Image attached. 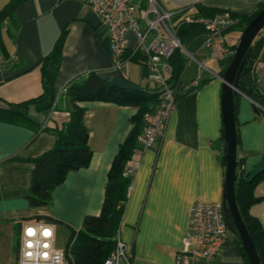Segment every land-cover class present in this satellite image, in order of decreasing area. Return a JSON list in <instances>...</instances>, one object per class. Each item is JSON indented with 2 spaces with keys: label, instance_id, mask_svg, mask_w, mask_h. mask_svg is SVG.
Returning a JSON list of instances; mask_svg holds the SVG:
<instances>
[{
  "label": "crops",
  "instance_id": "crops-1",
  "mask_svg": "<svg viewBox=\"0 0 264 264\" xmlns=\"http://www.w3.org/2000/svg\"><path fill=\"white\" fill-rule=\"evenodd\" d=\"M8 1L0 0V9ZM158 1L169 12L189 10L202 3L243 14L254 13L264 3V0ZM142 5L146 7V0ZM194 10L191 8L190 12ZM242 32V26H238L226 33L231 46L238 44ZM63 34V55L55 82L56 107L45 114L38 112L34 104L29 106V117L39 130L0 120V264H17L24 221L35 220L36 215L51 216L80 229L87 216L101 213L109 170L133 128L131 118L137 112L136 107L104 101L83 103L93 152L89 166L68 173L65 182L54 190L50 207L30 206L27 193L35 167L31 159L56 145L57 136L51 128L70 119L67 83L78 74L95 69L103 79L117 86L155 87L145 62L128 61L121 69L115 67L107 30L86 2L24 0L15 9V20L5 23L3 38L9 58L3 60L0 55V106L41 94L42 75L36 65ZM261 35L264 36V29ZM129 37L133 45L135 35L130 33ZM207 39L206 30L194 29L184 35L182 43L187 53L183 54L187 63L180 80L182 87L195 79L207 82L175 103L158 143L142 152L136 150L132 164L136 174L120 225L122 240L132 248L131 264H176L194 202L223 201L226 165L222 162L225 144L222 76L228 65L210 56L204 46ZM189 53L193 59L187 56ZM258 81L264 90V45ZM255 108L253 100L242 94L236 115L238 157L244 162V176L249 177L264 168V114ZM256 194L264 195V181L257 186ZM251 213L264 227V200L253 204ZM55 225L56 230L58 225L64 226ZM192 264L246 263L238 236L230 232L221 255L211 262L197 258Z\"/></svg>",
  "mask_w": 264,
  "mask_h": 264
},
{
  "label": "trees",
  "instance_id": "trees-1",
  "mask_svg": "<svg viewBox=\"0 0 264 264\" xmlns=\"http://www.w3.org/2000/svg\"><path fill=\"white\" fill-rule=\"evenodd\" d=\"M23 1L9 0L0 9V55L4 57L3 60L9 58L3 38L5 23L8 20H15V9ZM263 7L264 3L254 13L243 14L196 3L189 7V10L185 9V11L190 12L191 8H195L190 14L205 17H213L216 14L229 12L237 22L225 30L226 34L238 26H242V30H244ZM174 22L178 27L177 35L182 42L184 35L188 31L194 29L205 30L200 24L184 22L179 15L174 18ZM64 40L65 34L57 40L53 49L36 65L40 67L42 75L41 94L27 101L0 106L1 121L31 126L39 130V126L29 117V106L34 104L38 112L45 114H48L56 107L55 82L61 66ZM263 45L264 36L260 32L252 44L251 57L239 79L241 93L236 96V115L242 94L252 99L259 108L258 111L264 114V90L258 81L260 52ZM236 46V44L230 46L233 52H235ZM130 54L131 51L127 50L124 58L129 57ZM233 56L234 53L223 60L226 65H229ZM145 60L146 58L142 54L132 56L131 59V61L136 62H146ZM167 61L172 69L170 73H167L166 79L167 83L176 90L175 103L187 93L201 88L207 82V80H202L197 85L181 86V76L187 63V58L181 48L177 47ZM65 89L70 104V119L62 125H56L51 128L57 136L56 145L49 151L31 159L35 167L27 199L29 205L35 208L50 207L53 202L54 190L65 182L68 173L89 166L92 160L93 152L89 146V129L84 121L87 108L82 105L83 103L104 101L137 108V112L131 118L133 128L121 144L109 170L108 184L101 213L87 216L80 229H74L67 223L51 216L36 215L33 217L35 220L62 224L70 230L69 240L65 247L69 264H104L106 259L115 251L117 232L120 229L129 198V188L132 185V177L125 176L124 170L128 165L135 163L136 150L139 146L138 137L146 123L145 115L156 111L160 106L162 91L159 88L147 89L134 85L117 86L103 79L95 69L73 77L67 83ZM46 128L49 129V127ZM222 162L226 165L224 157H222ZM244 175V162L238 157L236 200L247 229L258 250L261 262L264 264V227L261 220L251 213V206L264 200V195L256 194L257 186L264 181V168L253 176ZM238 242L245 263L251 264L239 236Z\"/></svg>",
  "mask_w": 264,
  "mask_h": 264
},
{
  "label": "built area",
  "instance_id": "built-area-1",
  "mask_svg": "<svg viewBox=\"0 0 264 264\" xmlns=\"http://www.w3.org/2000/svg\"><path fill=\"white\" fill-rule=\"evenodd\" d=\"M89 4L99 15L101 24L106 28L110 49L115 59V67L121 69L124 64L131 61L132 56L142 54L146 58L156 89L162 91L161 104L154 112L145 115V126L138 137V151L142 152L160 141L164 135L165 127L175 106L176 90L172 88L166 79L171 71L168 58L177 47L184 49L181 39L178 37V27L174 18L179 15L186 23L200 24L208 32V39L204 46L208 49L212 58L223 61L233 50L225 34V30L237 22L229 12L216 14L213 17L196 16L186 14L185 9L169 12L163 9L158 0H146V7L142 1L134 0H82ZM130 33L135 35V42L131 45ZM131 51L129 57L124 58L126 51ZM193 59L194 56L187 55ZM2 59H0L1 64ZM195 79L191 85H197ZM153 88V89H154ZM258 105V104H257ZM136 168L128 165L124 175L133 177ZM32 227L36 230V237H25L23 230ZM44 228H51L53 236L48 238L50 247L47 249H28L24 247L26 240H40L39 232ZM230 230L226 224L222 202H205L198 199L191 208L187 230L183 239L182 249L177 252L176 264H192L197 258L207 262L213 261L221 255L222 250L229 238ZM117 245L115 251L109 256L104 264H131L132 248L121 238L120 229L117 232ZM56 225L54 223L32 220L24 221L19 235V251L17 264H69L66 258L65 248H59L56 244ZM32 251L34 257L27 258L24 253ZM47 251V259H42L38 252Z\"/></svg>",
  "mask_w": 264,
  "mask_h": 264
},
{
  "label": "water",
  "instance_id": "water-1",
  "mask_svg": "<svg viewBox=\"0 0 264 264\" xmlns=\"http://www.w3.org/2000/svg\"><path fill=\"white\" fill-rule=\"evenodd\" d=\"M264 29V7L248 23L235 48L234 56L222 79V110L224 121V160L226 163L223 211L229 230L239 236L251 264H262L255 243L247 229L236 200V179L238 162V129L236 120V96L240 93L239 79L247 65L252 44ZM257 111L259 108L256 106Z\"/></svg>",
  "mask_w": 264,
  "mask_h": 264
},
{
  "label": "clouds",
  "instance_id": "clouds-1",
  "mask_svg": "<svg viewBox=\"0 0 264 264\" xmlns=\"http://www.w3.org/2000/svg\"><path fill=\"white\" fill-rule=\"evenodd\" d=\"M23 235L25 237H36L37 233H36V230H34L32 227H27L23 230ZM39 236L43 238L44 240L43 243H41L40 240L34 241V240L29 239L25 241L24 247L28 249H33V248H36V245L38 244L40 248H44V249L49 248L50 244L48 243V238L53 236L52 229L44 228L43 230L39 232ZM24 255L29 259H32L34 257V253L32 251L25 252ZM35 255H38L42 259H47L49 253L47 251H43V252H38Z\"/></svg>",
  "mask_w": 264,
  "mask_h": 264
},
{
  "label": "rangeland",
  "instance_id": "rangeland-1",
  "mask_svg": "<svg viewBox=\"0 0 264 264\" xmlns=\"http://www.w3.org/2000/svg\"><path fill=\"white\" fill-rule=\"evenodd\" d=\"M56 235H57V242H56L57 246L59 248H65L70 236L69 230L64 226L58 225L56 230Z\"/></svg>",
  "mask_w": 264,
  "mask_h": 264
},
{
  "label": "bare ground",
  "instance_id": "bare-ground-1",
  "mask_svg": "<svg viewBox=\"0 0 264 264\" xmlns=\"http://www.w3.org/2000/svg\"><path fill=\"white\" fill-rule=\"evenodd\" d=\"M231 232V231H230Z\"/></svg>",
  "mask_w": 264,
  "mask_h": 264
}]
</instances>
